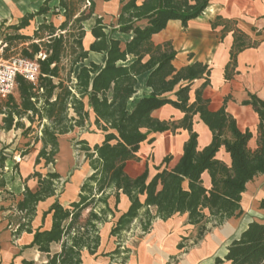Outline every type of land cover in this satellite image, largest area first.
<instances>
[{"label":"trees","instance_id":"obj_1","mask_svg":"<svg viewBox=\"0 0 264 264\" xmlns=\"http://www.w3.org/2000/svg\"><path fill=\"white\" fill-rule=\"evenodd\" d=\"M50 1L45 0L16 23L0 27L1 56H18L38 65L35 82L16 75L17 98L7 95L0 104V113L4 114V129L14 125L24 135L35 133L34 142L39 143V148L34 165L42 164L47 169L44 174L34 171L38 184L35 191L25 185L23 197L16 204L23 221L13 233H33L26 247H36L47 254L46 262L39 264H81L83 249L93 254L99 244V224L109 215L114 216L107 202L111 194L115 205L120 193L129 200L128 208L110 230L116 247L106 254L112 258L123 256L122 261L129 252L123 245V235L135 222L144 234L156 218L167 220L176 213H186L188 222L198 225V240L207 230V223L220 225L239 215L246 183L264 173V100L249 94V99L242 102L251 105L258 117L255 145L250 147L252 133L240 130L224 106L209 108L203 89L209 84L210 68L198 61L176 68L171 42L152 41L153 34L163 30L169 20H179L187 26L188 21L202 14L208 0H120L115 23H105L96 16L89 30L84 22L94 14V0H57L56 5L49 6ZM48 13L50 20L44 18L30 33L23 32L36 16ZM225 23L232 27L233 36L230 59L224 68V79L229 80L237 73L238 54L256 47L258 41L235 27L233 20ZM114 33L131 36L120 40L112 36ZM87 34L92 39L84 45ZM89 52L105 53L104 63L90 62L77 68ZM141 74H146L145 86L150 92L135 99L137 77ZM198 79L203 82L191 99V86ZM166 104L182 113L178 121L152 115ZM91 112L102 140L89 145L79 139L76 145L93 172L81 184L77 200L64 206L56 198L43 212L42 220L51 215L50 228L32 231L30 222L37 203L63 190L61 175L51 169L59 152L58 138L75 127L82 128ZM195 115L211 133V141L202 148H198V135L192 129ZM22 119L28 121V126ZM177 129L186 130L188 138L172 167L157 166L151 177L147 167L134 178L126 173V162L137 159L140 144L152 141L148 139L150 134L174 133ZM221 147L229 155V163L217 158ZM170 158L164 157L163 163ZM204 172L209 175L208 188L203 184ZM259 208L264 210V196ZM52 243L59 244L60 249L51 254ZM224 259L229 264H264V221L250 222L228 244ZM215 262L222 260L216 258ZM22 263L35 264L25 260Z\"/></svg>","mask_w":264,"mask_h":264},{"label":"crops","instance_id":"obj_2","mask_svg":"<svg viewBox=\"0 0 264 264\" xmlns=\"http://www.w3.org/2000/svg\"><path fill=\"white\" fill-rule=\"evenodd\" d=\"M44 1L0 0V27L3 24L16 23L23 15L36 11ZM94 1V14L84 22L88 25V27L84 25L86 30L94 24L96 16H101L105 23H115L120 0ZM56 3L57 0H51L48 5L53 6ZM50 17V13L36 16L33 22L37 20L36 23H40L44 18L48 21ZM227 19L233 20L235 27L258 41L256 47L245 49L238 54L235 68L237 73L229 80L224 79V68L230 59L229 50L233 36L232 27L225 23ZM112 36L126 40L131 33H114ZM86 38L87 42L92 39L89 34ZM152 41L155 44L171 42L176 52L173 60L176 68L196 61L210 68L209 84L203 89L204 97L209 99V108L216 110L224 106L225 110L235 118L240 130L248 129L252 133L248 145L254 147L258 117L251 105L242 104V102L249 99V94H255L264 100V0H208V5L202 14L188 21L187 26H182L179 20H169L163 30L153 34ZM105 57V53L89 52L88 57L78 64L77 68L88 65L90 62L102 65ZM145 80L146 74L137 77L136 93L133 98L137 99L150 92V89L145 86ZM202 82L203 79L194 80L190 91L191 99L193 91ZM11 94L17 98L16 90ZM3 99L5 98H0V104ZM152 115L166 121H178L182 117V113L169 104L154 110ZM3 116L4 114L0 113V264H23L24 260L35 264L43 263L47 260L46 253L38 251L36 247H26L32 242L33 233L21 231L17 235L13 234L18 224L23 221V215L17 211L16 204L23 197L25 185L31 191H35L38 187L33 173L39 171L38 165H34L38 151L36 146L39 143L34 142V132L24 135L23 130L15 128L14 125L10 129H4ZM22 121L25 127L28 126L26 119ZM89 121H94L92 112L89 115ZM192 129L198 135V148L209 144L211 133L197 115L193 117ZM70 133L59 136L57 156L63 153L65 146L62 140L71 136ZM166 133L170 135V139L159 142L157 147L164 157L171 158L165 164L163 157L161 163L155 167H172L180 157L183 143L188 138V132L183 129H177L174 133L165 131L155 134ZM80 139H85L89 145H94L101 142L102 134L95 126L94 132L81 134ZM143 144H147L146 141L140 144L136 154L137 159L128 160L125 164L126 173L132 178L141 174L145 167L148 169L149 177L155 173V167L151 172L149 161L140 158ZM216 156L229 163V155L223 147L218 150ZM55 171L61 175V183L64 182L65 185L63 183V190L58 196L48 197L37 203L35 215L30 222L32 231L50 228L51 215H46L42 220L43 212L56 198L64 206L77 200L81 184L93 172L84 161V156H82L80 170H76L75 174L69 178L62 179L63 174ZM202 180L204 186L208 188L210 179L207 172L202 174ZM263 196L264 173L246 183L245 191L241 194V213L224 220L220 225H213V222L207 223V230L198 240H196L198 225L190 224L186 213H176L167 220L156 218L150 230L144 234H141L135 222L123 235V245L129 248V252L126 254V259L122 261L123 256L112 258L106 254L116 247L115 237L110 235V230L117 217L128 208L129 200L126 195L120 193L119 202L115 205L114 196L111 194L107 202L114 216L109 215L106 221L99 224L97 250L91 254L83 249L81 264H229L224 259L228 244L233 239H237L250 222L264 221V210L259 208V201ZM179 244L183 246L179 248ZM59 249L60 246L57 243L50 245L51 254ZM216 258H220L222 262L216 263Z\"/></svg>","mask_w":264,"mask_h":264},{"label":"rangeland","instance_id":"obj_3","mask_svg":"<svg viewBox=\"0 0 264 264\" xmlns=\"http://www.w3.org/2000/svg\"><path fill=\"white\" fill-rule=\"evenodd\" d=\"M40 20V18H38ZM37 22V20H35V22H31L30 23V27L27 29H24L23 32L25 33H30L31 29L33 26H35V23ZM86 27H88L87 24ZM86 29V28H85ZM1 39H2V35L0 32V64L4 61L7 60L5 58H3L1 56V52H2V47L3 44L1 43ZM87 38L84 39V45H87ZM95 131V126L94 123L92 121H88L85 123V125L80 128V127H75L70 135L68 136V138L62 140V143L64 144L65 148H63V153L60 156L56 155V160H55V164L54 166L51 168L53 170H57L59 172H61L62 175V179L65 178H69L70 176H72L73 174H75L76 170H80V166L82 164V156H84V154L79 150V146L76 145V141H78L81 138V134H86V133H90V132H94ZM152 139V141H146L147 144H143L141 151H140V158L144 159V161L148 160V164L150 165V171L153 172L154 167L158 164L161 163L162 159H163V154H161V152H159V142L161 143V141L164 140H168L170 139V135L168 133L166 134H150L148 136V139ZM158 145V147H157ZM39 145L36 146V150H38ZM65 150V151H64ZM168 155V154H167ZM139 158V157H138ZM70 163V165H69ZM37 169L39 171H41V173H45L46 172V168L42 167V164L37 166ZM65 185V183H64ZM133 238V237H132ZM131 240V239H129Z\"/></svg>","mask_w":264,"mask_h":264},{"label":"built area","instance_id":"obj_4","mask_svg":"<svg viewBox=\"0 0 264 264\" xmlns=\"http://www.w3.org/2000/svg\"><path fill=\"white\" fill-rule=\"evenodd\" d=\"M16 75L35 82L38 75L37 63L18 56L4 60L0 64V98H6L15 90Z\"/></svg>","mask_w":264,"mask_h":264}]
</instances>
